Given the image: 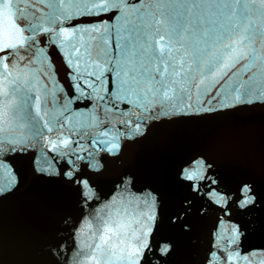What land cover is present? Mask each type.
Instances as JSON below:
<instances>
[{"label":"water","instance_id":"water-1","mask_svg":"<svg viewBox=\"0 0 264 264\" xmlns=\"http://www.w3.org/2000/svg\"><path fill=\"white\" fill-rule=\"evenodd\" d=\"M58 5L14 0L30 39L9 58L20 112L0 132V264H89L103 229L120 222L129 233L150 229L139 264H264L261 13L258 58L249 53L203 84L192 65L187 93L161 103L121 83L150 68L157 0Z\"/></svg>","mask_w":264,"mask_h":264},{"label":"snow or ice","instance_id":"snow-or-ice-1","mask_svg":"<svg viewBox=\"0 0 264 264\" xmlns=\"http://www.w3.org/2000/svg\"><path fill=\"white\" fill-rule=\"evenodd\" d=\"M63 3L64 0H59L58 7H62ZM95 7L103 10L105 3H96ZM157 7L161 18L152 25L154 33L146 49L151 54L150 68L145 70L143 79L133 75L121 81L128 94H135L141 100L158 98L161 103L179 100L187 93L186 84L192 65L200 72V83L203 84L208 76L231 67L232 63L249 53L258 58L252 44L260 25L254 16L259 11L264 17V0H157ZM165 8L172 10L164 11ZM219 18H223L226 23L218 25ZM17 19H24L23 9L19 6L14 8V0H0V77L3 78L0 82V132L9 131L20 112V105L15 100L20 88H13L10 92L8 87L10 83H17L16 79H8L12 76L9 58H15L17 50L23 48L30 37H26L25 30L17 25ZM51 19H58L55 12ZM29 27L33 31L38 30L37 25ZM43 30L50 31L47 28ZM136 30V25L129 29L130 32ZM73 35L75 33L67 31L57 33L58 37L64 39ZM73 48L75 55H83L78 48ZM85 52L91 56L87 48ZM79 63L77 60V68ZM85 63L91 67L88 61ZM50 143L53 148L57 147L55 141ZM59 143L66 147L70 141L61 139ZM116 146L113 144V147ZM65 175L71 176V172ZM195 175L187 173L186 178L191 180ZM247 191H250L247 185L242 186L241 192ZM247 202V199L243 200V203ZM148 219L154 220V216H148ZM129 228L130 225L123 222L115 228L111 224L107 225L94 253L89 256V264H116L117 261L139 264L144 249L148 248L150 229L144 231L142 227L139 232L133 230L129 233ZM121 236L123 238L117 243L116 238ZM161 251L166 253L169 248L165 246ZM228 259L235 260L236 257L229 256ZM243 259L247 260V257Z\"/></svg>","mask_w":264,"mask_h":264}]
</instances>
